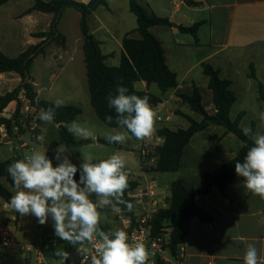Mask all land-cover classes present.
Listing matches in <instances>:
<instances>
[{
  "label": "crops",
  "instance_id": "obj_1",
  "mask_svg": "<svg viewBox=\"0 0 264 264\" xmlns=\"http://www.w3.org/2000/svg\"><path fill=\"white\" fill-rule=\"evenodd\" d=\"M11 1L13 0H9L7 3ZM44 1L49 2L52 0ZM74 1L88 4L91 0ZM190 1L197 2L199 5L191 6L187 4L186 0H140L143 6L151 9L159 17L167 18L173 23L172 27L154 26L151 28V32L161 41L166 51L167 64L177 74L179 83L176 89L167 92L163 96L162 102L154 111L156 112L160 105L165 106L166 111H169L173 105V102H171L173 97L177 100L179 94L191 95L196 86L202 95V104L205 110L210 115L215 114L213 93L209 89L210 80L208 84L205 83L204 88H202L200 82L205 81V78L208 77L203 72V64L206 63L219 69L221 77L232 82L231 88L236 93L237 101L231 108V119L235 121L238 116L242 115L239 122L241 129V125L247 122L248 127L253 128L254 126V133H264V126L261 125L259 119L260 113L264 112L263 102L259 99L260 84L263 85L264 89V0ZM34 3L31 7L13 16L17 19L26 18L24 27L28 35L33 38L31 45L39 44L43 40L36 37V34H39L38 29H41L39 27L41 15H36V12L39 11L26 14L34 6ZM8 20L10 18L6 19V21ZM201 21L204 24L198 31L197 39L191 34L179 31L180 26L190 27ZM88 23L91 33L98 40L103 54L107 57L109 66H119L123 52L122 41L126 34L132 33L134 37L139 38L138 33L135 32L138 27L137 17L130 10L129 0H107V5L99 6L98 9L92 12L88 18ZM42 32L48 31L41 29L40 33ZM81 40L83 48V36ZM64 41L65 39L60 42L59 49L53 54V57L58 61L62 60L61 52H63L62 48L65 45ZM252 67L256 78L250 76ZM12 73L14 72L0 74V96L13 91L10 89L12 81L15 84L14 89L20 86L21 77L18 74L17 77ZM15 80L18 83L17 86ZM35 83L33 78L32 85L37 93V99L42 100ZM137 84L139 86L138 90L149 92H151V87L155 85L148 87L143 81L137 82ZM156 95H160V93ZM17 108V101L11 102L0 114V118L12 119L7 116V113L12 112L14 114ZM191 111L194 114L187 115L194 120L201 121L203 119L197 112ZM196 115L201 117L200 120ZM158 116H162V114ZM157 117L156 122L159 123L173 120L169 113L166 117L162 116L164 120L161 122L157 120ZM82 120L83 109L76 124ZM99 121L102 123L100 119ZM40 124L38 129L41 131ZM155 128L157 134L162 126H155ZM208 132L212 134L214 139L210 135H206ZM200 135H202V139L196 141L195 138ZM74 136L77 140L87 138L97 140L101 138L97 136H82V138ZM158 137L159 140L155 141L158 145L157 148L164 143V139ZM32 142L33 140L20 142L19 157H17V155L12 156L13 153L16 154L13 148L7 147L12 145L11 142L5 140L7 148V151H3L5 160L11 157H17L20 160L25 159L27 156L24 155V152L28 153L34 150L31 146ZM96 144L100 143L96 142L88 146ZM118 146L120 149L123 148L120 144ZM243 146L244 143L234 134L227 133L224 127L211 125L203 132L197 133L186 147L182 168L173 173L176 174L175 180H171V182L161 181L159 175L166 173H159L152 169L154 175L151 179L146 178L149 174H145L144 171L140 176L146 178L143 187L144 189L151 187L159 195L164 194L159 197L161 202L159 208H167L171 199V191L169 190L173 182L180 181L188 188L200 187L205 171H214L231 161ZM52 160L57 166L55 158ZM98 160L93 161V163ZM152 160L155 167L157 158L154 156ZM134 176L133 173L128 172V179ZM137 179L140 180V178ZM195 179H199V184H193ZM77 181H79V178ZM0 182L13 194L16 193L17 189L9 180L0 178ZM196 203L211 215L213 222L203 223L197 217H193L190 222V232L186 236L185 242L180 246L178 254L174 256L170 248H167L160 258L161 261L165 264H244L247 245L254 243L258 249L259 264H264V200L244 188L242 177H238L228 187L226 195H223L214 187L208 195L198 196ZM140 204L142 205L140 208L133 205L131 211L133 213L125 215L140 214L145 208L143 203ZM8 205L9 203L0 197V220L10 229L17 242L37 248L43 247L45 242L50 243L52 247L61 244L65 251L62 240L55 235L54 226L49 223L50 217L46 224L41 225L38 223L37 218L31 214L17 216V212ZM119 207L121 208V206ZM121 212L122 215L120 214L119 218L125 213L122 208ZM174 223L173 220L171 224ZM169 229L172 230V228ZM21 253L15 248L3 249L0 247V264H35L32 256L25 253L21 255ZM46 259L50 264H61V260L60 262H53L54 258L52 256H46ZM66 261L64 260L63 264ZM157 263L158 261L155 259L148 261V264Z\"/></svg>",
  "mask_w": 264,
  "mask_h": 264
},
{
  "label": "trees",
  "instance_id": "obj_2",
  "mask_svg": "<svg viewBox=\"0 0 264 264\" xmlns=\"http://www.w3.org/2000/svg\"><path fill=\"white\" fill-rule=\"evenodd\" d=\"M9 0H0V6ZM130 10L137 17L138 27L135 32L139 38L132 33L125 35L122 41L123 52L119 66H109L107 57L103 54L100 43L91 33L88 18L93 11L99 6L107 5V0H91L88 4L80 3L74 0H52L45 2L44 0H35L34 6L27 13L39 11L42 13L53 14L54 18L50 25V31L42 32L36 37L43 39L39 44L29 46L19 56L11 58L0 49V74L14 72L21 77V84L12 92L0 96V114L4 112L7 106L18 100L21 91H25L27 98L31 102V106L38 110H46L54 107V103L47 100H38L37 93L32 85L31 68L37 56L42 54L45 48L52 42H59L65 39L64 35L58 31V24L67 8H74L81 13L80 28L84 40V61L86 65L87 82L90 93V103L94 108L97 116L108 127L119 128L115 122V111L110 109L107 103L109 94L117 95V86H125L129 90V94H135L141 98L149 97V103L153 110L162 102L163 96L178 87L177 74L170 69L166 60V51L161 41L151 32L154 26L172 27L173 23L167 19L156 15L151 9L143 6L140 0H129ZM191 6H198L199 3L186 0ZM204 24L203 21L195 23L190 27L180 26L179 31L193 35L198 38V31ZM252 67L251 77L256 78ZM203 72L209 77V89L213 93V103L216 113L210 115L202 104V95L200 90L195 86L193 93L179 94L182 102L189 108L202 116L201 121H196L189 115L178 111V114L185 117L190 125L187 129L179 128L176 130L163 127L157 131L158 136L164 139L163 145L156 149L155 157L157 158L154 171L159 173H175L182 168L183 156L186 147L192 138L199 132H203L211 125L222 126L227 133L237 136L244 146L238 151L237 155L229 162L223 164L214 171H205L203 173V182L200 187L188 188L180 181L172 183L170 204L167 208L157 211L153 218L154 232L158 233L161 229L172 228L170 233V244L168 247L175 256L180 250V246L185 242L186 236L190 232V222L193 217H197L203 223H212V217L209 213L199 207L196 198L200 195H208L216 187L223 195H226L228 187L238 178L235 173V163L243 162L248 149L254 145L249 137H246L239 126L242 115L238 116L235 121L231 119L230 113L232 106L237 101L236 93L231 88L232 82L224 79L220 75V70L210 64H203ZM145 82L147 86L157 85L160 95L153 94L149 91L138 90L135 87L137 82ZM259 99L264 105V89L263 85L259 87ZM20 104L13 119L0 118V126L5 125L9 134L13 135V125L22 128V123L18 121ZM82 114V108L76 105H63L55 109V117L53 122L59 125L61 143L64 144L72 155L80 147H85L96 142L107 146H118L117 143H109L106 138L82 139L77 140L75 136L65 126L67 124L76 123ZM107 116L113 117V122L109 124L106 121ZM134 139L132 134L122 127ZM254 132V126H253ZM41 135L40 129L35 131L34 140ZM56 143L51 144V150ZM144 157L141 156V163H144ZM20 160L17 157H11L0 162V178H6L12 184L13 181L7 169L9 165ZM100 160L96 161L98 163ZM53 166H56L52 160ZM79 169L75 179L79 178ZM140 180H130L129 187L126 189L124 199L133 205L137 203L136 199L129 197V193L135 191L140 186ZM15 195L9 191L0 182V197L9 203L11 197ZM95 202V197H92ZM122 210L128 212L125 205H120ZM20 214L17 212V216ZM174 224H171L172 221ZM101 229L108 231L107 227L100 225ZM65 251L69 254L65 264H80L82 256L77 252V248L63 241ZM157 264H165L158 260Z\"/></svg>",
  "mask_w": 264,
  "mask_h": 264
},
{
  "label": "clouds",
  "instance_id": "obj_3",
  "mask_svg": "<svg viewBox=\"0 0 264 264\" xmlns=\"http://www.w3.org/2000/svg\"><path fill=\"white\" fill-rule=\"evenodd\" d=\"M117 95L109 94L108 107L115 111V122L126 129L137 140L151 138L155 131L157 113L149 103V97L129 94L125 86H117ZM54 107L40 113V119L51 123L55 109L62 107L64 101L56 99ZM259 119L264 126V112ZM106 121L111 124L112 116ZM70 131L77 136L91 137L90 130L73 123ZM246 137L253 140L243 158L235 163V173L243 178V186L248 192L264 200V133L253 132L251 127H242ZM43 142L44 136L38 135ZM109 143L123 144L126 136L119 132L106 137ZM67 149L59 148L55 159L57 166L48 158L45 151H33L23 160L9 165L7 171L17 189L9 201V207L21 216L33 215L38 223L44 225L49 217L54 222L55 235L77 248V252L90 257L91 264H148L154 256L142 241L130 242L129 235L122 229L104 231L100 227L98 209L110 207L121 212L119 205L133 210V204L123 197L129 187L126 159L116 153L98 163L88 155L79 167V181L75 179L78 168L65 155ZM92 194L98 198L95 202ZM93 245L94 254L84 245ZM60 258L61 264L69 254L63 249L53 253ZM244 264H259L258 249L249 243L244 255Z\"/></svg>",
  "mask_w": 264,
  "mask_h": 264
},
{
  "label": "rangeland",
  "instance_id": "obj_4",
  "mask_svg": "<svg viewBox=\"0 0 264 264\" xmlns=\"http://www.w3.org/2000/svg\"><path fill=\"white\" fill-rule=\"evenodd\" d=\"M33 3L34 0H13L0 8V49L11 58L19 56L31 45L33 40V38L28 35L24 27L26 18L24 17L17 19L13 17L15 14L21 13L23 10L31 7ZM36 15H41L39 27L44 31H49L50 23L53 20V15L41 12H36ZM9 18L10 20L6 21V19ZM80 21V12L74 8L65 9L58 24V31L66 37L64 41L65 45L62 48L63 52H61L62 60L58 61L53 57V54L56 53L55 51L59 49L58 45H61V41L52 42L45 48L42 54L35 58L31 68L32 79H35L36 89L39 90L40 97L43 100L54 102L56 99H61L64 101L63 105L80 106L83 109V120L77 123V125L90 130L93 133L91 137L97 136L106 138L107 135L115 134L117 132L124 134L126 136V141L123 144H120L123 146V148L120 149L119 146L117 147L96 144L94 146L80 147L77 149L76 154L72 155L69 149L61 143L59 125L55 124L53 121L51 123L42 121L40 119L39 112L34 115L33 119H36L39 124L41 123V134L44 136V141H35L34 134L27 131L23 125L21 128L20 137L15 139L14 136H12L9 140L12 145H8L7 147H12L16 153H13L12 156L17 155V157H19L18 148H20V142L24 143L30 140H33L31 144L34 149L33 151H45L47 156L49 153H52L54 158L59 148L67 149L68 151L65 153V155L69 157L70 161L75 164L77 168L80 167L88 155H91L93 157V161H95L98 159H107L111 155L119 153L126 159V171L135 175L133 178H130V180H136L137 178H140L141 184L137 189H144L143 184H145V179H151V177L154 175L152 169L155 164L152 163V159L155 156L158 145L154 141L146 147L147 154L144 159V163L141 165V149L144 147L142 146L143 140L141 141L134 139L122 127L111 128L99 121L97 114L90 103L86 65L81 42L82 32L80 28ZM41 29H38L39 33L41 32ZM12 74L18 77L16 73ZM205 79V81H200L202 88L205 87V83L208 84L209 78L206 77ZM17 84L18 83L16 82V86ZM136 84L135 87L139 89L138 84ZM14 85V81H12V85L10 86L11 90H14ZM150 91L155 94L160 93V90L156 85H153ZM171 102H173V105L169 111H166L165 106L160 105L156 113L157 115L162 114L164 117H166L169 113V115L173 117V120L165 121L163 123L156 122L155 126H162V128L166 126L170 129L187 128L189 126L188 120L182 115L178 114V111L189 115H193L194 112H192L188 105L184 104L179 97L177 100L173 97ZM29 114L30 111L26 112L25 114H18L19 123H26L27 118H24ZM14 115L15 114L12 112L7 113V116L11 117L12 119ZM23 115H25V117ZM196 116L199 117L200 120L201 117L199 115ZM72 125L73 124H67L65 126L68 128V130H70ZM244 126L248 127L249 124L245 122L243 125H241V127ZM206 135H210L212 138V134L209 132ZM77 137L82 138V136ZM195 139L196 141L202 139V135L196 137ZM52 143H56V146L53 150L50 149ZM2 146L4 150L7 149L5 146V141ZM32 152H24V155L28 156ZM3 156L4 155L1 156L0 161H4L6 159L5 156ZM55 161L57 160L55 159ZM58 163L59 161H57V164ZM143 171L145 174H149V176H146V178L140 177ZM175 175L176 174L173 173L160 174L159 179L161 181L165 180L167 182H171V180H175ZM199 182V179H195L193 184H199ZM93 196L95 197L96 201L98 198L95 196V194H92L90 198L92 199ZM140 206L142 205L139 202L134 205L136 208H140ZM98 210L100 212V225L107 227L108 231L118 229L120 220L119 215L123 212L116 213L112 211L110 207L100 208ZM132 213L133 212L128 211L123 215ZM49 223L54 226L52 219L49 220ZM40 249L44 252V255L52 256L54 258L53 262H60V259L53 253L56 249H63L61 244H58L56 247H52L50 243L45 242L43 247H40ZM21 255L23 254L21 253Z\"/></svg>",
  "mask_w": 264,
  "mask_h": 264
},
{
  "label": "built area",
  "instance_id": "obj_5",
  "mask_svg": "<svg viewBox=\"0 0 264 264\" xmlns=\"http://www.w3.org/2000/svg\"><path fill=\"white\" fill-rule=\"evenodd\" d=\"M17 103L18 106L20 104L19 114H25L26 112L30 111V114L27 117L23 115L25 117L24 119L27 118V120L26 123L23 122L22 127L24 125V128H26V130L30 133H33L35 137V131L38 129L39 122L36 119L34 120L33 118L34 115H36L40 110L31 106V102L27 98L26 92L24 90L19 93ZM16 112L17 110L15 111V113ZM157 120L161 122L164 120V118L162 116H158ZM20 135L21 128L14 124L12 136H14L15 139H18ZM12 136L9 134L5 125L0 126V158L3 155L4 151L2 146L4 144V141H9ZM156 140H159V137L156 133H154L151 138L142 141V146H144L141 149L142 157H146V147L150 145V143L147 141L154 142ZM160 195L163 196L164 194ZM160 195L151 187L145 189L139 188L130 193L129 197L132 199H136L137 202L143 203L145 208L140 214L121 216L120 226L118 227V229H122L128 233L130 242L142 241L146 244L150 252L155 253L154 256L149 257V261L151 259H155L157 261L161 260V256L164 254L165 250L169 248L168 245L170 244L171 229L165 228L161 229L158 233L154 232V215L158 210L162 209L159 208L161 203L159 201V197H161ZM84 246L94 254L93 245L86 243ZM0 247H2L3 249L15 248L19 252L32 256L35 264H50L46 259L44 252L40 248L33 247L31 245H24L17 242L10 229L4 224L2 220H0ZM81 256L82 260L80 264H91L90 257L83 254H81Z\"/></svg>",
  "mask_w": 264,
  "mask_h": 264
},
{
  "label": "water",
  "instance_id": "obj_6",
  "mask_svg": "<svg viewBox=\"0 0 264 264\" xmlns=\"http://www.w3.org/2000/svg\"><path fill=\"white\" fill-rule=\"evenodd\" d=\"M176 27H177V26H176ZM48 158L52 160V159L54 158L53 154H52V153H49V154H48Z\"/></svg>",
  "mask_w": 264,
  "mask_h": 264
}]
</instances>
